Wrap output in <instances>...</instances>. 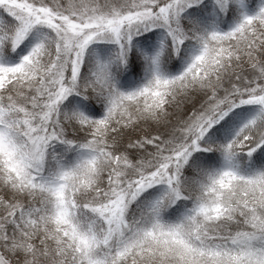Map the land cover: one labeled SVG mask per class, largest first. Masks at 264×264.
<instances>
[{
  "label": "snow or ice",
  "instance_id": "6c2138e0",
  "mask_svg": "<svg viewBox=\"0 0 264 264\" xmlns=\"http://www.w3.org/2000/svg\"><path fill=\"white\" fill-rule=\"evenodd\" d=\"M0 264H264V0H0Z\"/></svg>",
  "mask_w": 264,
  "mask_h": 264
},
{
  "label": "trees",
  "instance_id": "16d2710c",
  "mask_svg": "<svg viewBox=\"0 0 264 264\" xmlns=\"http://www.w3.org/2000/svg\"><path fill=\"white\" fill-rule=\"evenodd\" d=\"M158 40V37H152L151 41L149 42V44L154 45ZM147 50V46L144 45L143 43L141 45L138 46V51H137V56H139L141 54L142 51ZM142 74V73H141ZM135 75H129L128 73H125L124 76L122 77V83L126 84V85H131L135 82Z\"/></svg>",
  "mask_w": 264,
  "mask_h": 264
}]
</instances>
